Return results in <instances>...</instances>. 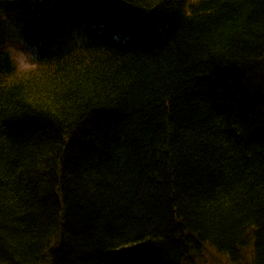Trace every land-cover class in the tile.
Masks as SVG:
<instances>
[{"label": "trees", "instance_id": "16d2710c", "mask_svg": "<svg viewBox=\"0 0 264 264\" xmlns=\"http://www.w3.org/2000/svg\"><path fill=\"white\" fill-rule=\"evenodd\" d=\"M221 259L264 264V0H0V264Z\"/></svg>", "mask_w": 264, "mask_h": 264}, {"label": "rangeland", "instance_id": "374dc122", "mask_svg": "<svg viewBox=\"0 0 264 264\" xmlns=\"http://www.w3.org/2000/svg\"><path fill=\"white\" fill-rule=\"evenodd\" d=\"M5 47L10 51L13 60L15 61L17 71L22 72L34 67L30 58L29 49L19 40H9L5 42ZM220 264H230L227 261L221 259ZM242 264H248V260H245Z\"/></svg>", "mask_w": 264, "mask_h": 264}]
</instances>
